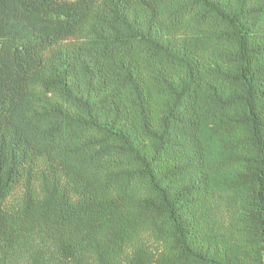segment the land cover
Masks as SVG:
<instances>
[{"label": "trees", "instance_id": "trees-1", "mask_svg": "<svg viewBox=\"0 0 264 264\" xmlns=\"http://www.w3.org/2000/svg\"><path fill=\"white\" fill-rule=\"evenodd\" d=\"M0 264H264V0H0Z\"/></svg>", "mask_w": 264, "mask_h": 264}]
</instances>
